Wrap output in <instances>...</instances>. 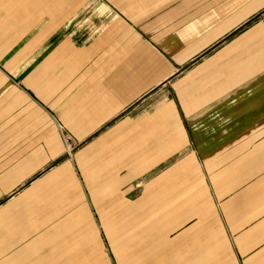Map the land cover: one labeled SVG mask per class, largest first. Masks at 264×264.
<instances>
[{
	"label": "crops",
	"instance_id": "crops-1",
	"mask_svg": "<svg viewBox=\"0 0 264 264\" xmlns=\"http://www.w3.org/2000/svg\"><path fill=\"white\" fill-rule=\"evenodd\" d=\"M0 264H264V0H0Z\"/></svg>",
	"mask_w": 264,
	"mask_h": 264
},
{
	"label": "rangeland",
	"instance_id": "rangeland-1",
	"mask_svg": "<svg viewBox=\"0 0 264 264\" xmlns=\"http://www.w3.org/2000/svg\"><path fill=\"white\" fill-rule=\"evenodd\" d=\"M60 141L64 151V156L70 162L74 161V155L79 148L78 141L62 125L59 130Z\"/></svg>",
	"mask_w": 264,
	"mask_h": 264
}]
</instances>
